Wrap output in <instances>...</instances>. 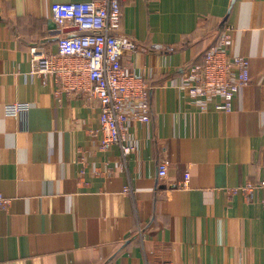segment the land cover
I'll use <instances>...</instances> for the list:
<instances>
[{
  "label": "crops",
  "instance_id": "crops-1",
  "mask_svg": "<svg viewBox=\"0 0 264 264\" xmlns=\"http://www.w3.org/2000/svg\"><path fill=\"white\" fill-rule=\"evenodd\" d=\"M63 1L87 0H0V264H264V188L238 190L264 180V0H124L122 60L151 86L128 155L100 147L84 77L31 73V48L57 54L69 31ZM223 33L250 61L229 112L181 86ZM18 102L28 111L7 114Z\"/></svg>",
  "mask_w": 264,
  "mask_h": 264
},
{
  "label": "built area",
  "instance_id": "built-area-1",
  "mask_svg": "<svg viewBox=\"0 0 264 264\" xmlns=\"http://www.w3.org/2000/svg\"><path fill=\"white\" fill-rule=\"evenodd\" d=\"M123 2L87 0L57 3L54 18L62 30H70L59 37L57 54L46 53L36 46L31 48V73L44 78L49 75L62 77L66 88L69 87L66 81L69 71H74L79 78L84 77L89 84L85 86L89 98H96L100 103V147L107 150L119 144L128 155L137 150L130 132L132 122H151V86L145 76L131 70L122 60L126 48H135L132 41L119 36ZM227 40L228 34L223 33L219 43L207 50L203 63L183 69L182 88L204 109L216 96H221L224 101L216 105L217 109L233 110L236 96L251 82L249 59L230 53ZM79 84L84 83L79 79ZM28 109L29 105L23 102L5 105L9 115H18ZM167 172L168 162L163 160L159 165L160 177H165ZM189 180L190 173L187 172L181 185L187 186ZM260 187L264 188V180L247 182L238 190L250 192ZM8 202V198L0 195V207ZM157 264L171 262L164 259Z\"/></svg>",
  "mask_w": 264,
  "mask_h": 264
},
{
  "label": "trees",
  "instance_id": "trees-1",
  "mask_svg": "<svg viewBox=\"0 0 264 264\" xmlns=\"http://www.w3.org/2000/svg\"><path fill=\"white\" fill-rule=\"evenodd\" d=\"M212 46H213V45H211L210 47H212ZM210 47H209V48H210ZM209 48H207V49L203 52V54L200 56V59H199V60L187 64L184 68H188V67H190V66H192V65H195V64L203 63L204 58H205V54H206V52H207V50H208Z\"/></svg>",
  "mask_w": 264,
  "mask_h": 264
},
{
  "label": "water",
  "instance_id": "water-1",
  "mask_svg": "<svg viewBox=\"0 0 264 264\" xmlns=\"http://www.w3.org/2000/svg\"><path fill=\"white\" fill-rule=\"evenodd\" d=\"M54 26V25H53ZM70 30V29H69Z\"/></svg>",
  "mask_w": 264,
  "mask_h": 264
}]
</instances>
